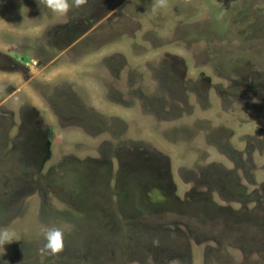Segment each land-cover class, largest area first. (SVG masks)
I'll return each instance as SVG.
<instances>
[{
  "label": "rangeland",
  "instance_id": "obj_1",
  "mask_svg": "<svg viewBox=\"0 0 264 264\" xmlns=\"http://www.w3.org/2000/svg\"><path fill=\"white\" fill-rule=\"evenodd\" d=\"M154 3L0 0L8 264H264V0Z\"/></svg>",
  "mask_w": 264,
  "mask_h": 264
},
{
  "label": "clouds",
  "instance_id": "obj_2",
  "mask_svg": "<svg viewBox=\"0 0 264 264\" xmlns=\"http://www.w3.org/2000/svg\"><path fill=\"white\" fill-rule=\"evenodd\" d=\"M38 4L43 6L53 17L66 22L69 12L73 8L80 7L85 0H37ZM167 6V0H155L152 11L163 9ZM26 7L21 8V12ZM28 10V9H27ZM254 102H259L255 100ZM73 226L68 223L60 225L42 226L40 233L43 236L44 245L41 249L46 254H57L63 250L65 235L72 231ZM21 240V237L15 232L7 228H0V264H8L3 260L6 255L5 245L14 241Z\"/></svg>",
  "mask_w": 264,
  "mask_h": 264
}]
</instances>
